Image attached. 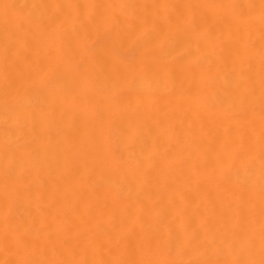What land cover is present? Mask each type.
<instances>
[{
	"label": "bare ground",
	"instance_id": "1",
	"mask_svg": "<svg viewBox=\"0 0 264 264\" xmlns=\"http://www.w3.org/2000/svg\"><path fill=\"white\" fill-rule=\"evenodd\" d=\"M21 60L0 264H264V0H0Z\"/></svg>",
	"mask_w": 264,
	"mask_h": 264
},
{
	"label": "rangeland",
	"instance_id": "2",
	"mask_svg": "<svg viewBox=\"0 0 264 264\" xmlns=\"http://www.w3.org/2000/svg\"><path fill=\"white\" fill-rule=\"evenodd\" d=\"M2 61V60H1ZM0 61V64H2V62ZM21 61H23V60H21ZM4 63H3V66H1L0 65V68L3 70L4 68L7 70H5V72L7 73L8 72V70L10 71H12V73H16V75H17V80L13 77V79H15V83L16 82H18V84H17V86L15 85V86H13V87H11V82H12V80H10L11 82H10V84L8 85L7 84V82H9L8 80H5V76H6V79H7V75H2V74H4V72L2 73L1 71H0V84H2L1 86H0V89L1 88H3V90L1 91L0 90V98H2V99H0V117L2 116V118H0V166H2L3 164H4V156H6V159H8L9 161L12 159L13 160V164H12V162L10 161V163H8L7 164V168L9 169L10 167H12V166H18V162H17V164L15 165V163H16V161H17V159H18V156L16 157V160H15V157L14 158H11V159H9L10 157H11V154L9 155V153H10V149H11V151H17L18 152V149L22 146V145H24V144H27V145H29V143H30V138H31V128L29 127V126H31V124H29L30 122H31V120L29 121V116L30 115H28L30 112H29V109L33 106V104H34V96H35V84H34V79H35V73L34 72H32V70L31 69H29V71H28V73L29 74H32L31 76H32V78L30 79V80H26V78H27V74L25 75V71H24V69H26V68H24L23 67V63L25 62V61H23V62H21V64H20V68L18 67V70L20 69V71H17V66H16V70L14 71V70H12L13 68H11V69H8L9 68V66L10 67H12L13 65H15V63L13 62V64H12V61L9 63V62H5V61H3ZM6 63H9L8 65H6ZM19 63L20 62H18V65H19ZM30 63V62H29ZM11 64H12V66H11ZM17 65V64H16ZM25 65V64H24ZM8 66V67H7ZM30 65H27L26 64V66L25 67H27V68H31V67H29ZM3 67V68H2ZM21 67L22 68H24L23 70H21ZM0 69V70H1ZM26 70H28V69H26ZM4 71V70H3ZM32 73H31V72ZM20 72H22V73H20ZM9 73V72H8ZM7 73V74H8ZM11 73V74H12ZM14 73V74H15ZM26 73H27V71H26ZM14 74H12V75H14ZM10 75V74H9ZM21 75V76H20ZM24 76H26V78H24ZM31 76H28L29 78L31 77ZM10 77H11V75H10ZM9 78V77H8ZM12 78V77H11ZM21 78V79H20ZM24 78V79H23ZM22 79H23V81H22ZM14 81V80H13ZM19 81H21L22 83L19 85ZM28 81V82H27ZM31 81V82H30ZM12 84L14 85V83L12 82ZM4 85V86H3ZM18 85L20 86L19 88H20V90H19V88H18ZM23 86V87H22ZM16 87V88H15ZM9 88V89H8ZM27 88V89H26ZM6 90H7V92H6ZM29 93V94H28ZM32 94H33V96H32ZM6 96V98L4 99V97ZM33 98H32V97ZM31 98V99H30ZM10 105H11V107H10ZM16 107H18L17 109H19V107L20 108H22V109H20V110H16V112L14 111V109H12V108H16ZM26 107V108H25ZM28 107V108H27ZM24 108V109H23ZM10 109H12V110H10ZM27 109V110H26ZM21 110H23V112L24 113H22V112H20ZM8 112V113H7ZM12 112V113H11ZM26 112H27V114H26ZM29 112V113H28ZM15 113V114H14ZM17 113V114H16ZM3 114V115H2ZM11 114V115H10ZM13 114V115H12ZM25 114V115H24ZM5 115V116H4ZM17 115V116H16ZM19 115H21L20 116V118L22 117V115L24 116V117H22L23 119H15V117H18L19 118ZM13 116V117H12ZM8 117H10L9 119H11V120H9V119H7ZM29 117V118H28ZM5 118V119H4ZM24 118H26L25 120H24ZM17 120V121H16ZM28 120V121H27ZM24 121V122H23ZM14 122H16V123H14ZM29 122V123H28ZM24 123H25V125H24ZM16 124V125H15ZM5 128H7L6 130H5ZM11 128V129H10ZM11 131L10 132V134H8V132H9V130ZM2 130H3V132H2ZM22 130H24V131H22ZM12 131H13V133H12ZM19 131V132H18ZM2 133V134H1ZM11 133H12V135H11ZM14 133H15V136H14ZM18 133H20V134H18ZM25 133V134H24ZM2 135V136H1ZM19 135V137H17ZM22 135H24V137L22 136ZM10 136H11V139H10ZM21 139V140H20ZM24 146H26V145H24ZM15 148V149H14ZM28 151V150H27ZM8 152V153H7ZM29 152V151H28ZM3 153V154H2ZM15 154H17L16 152H14ZM2 158V159H1ZM20 162H21V160H20ZM11 164H12V166H11ZM11 169H13L12 170V172L14 171V173H12V176H17L18 177V175L19 174H21L22 172L21 171H19L18 169L19 168H11ZM16 170H18V171H16ZM15 171H16V173H15ZM24 185L26 186V183H24ZM24 186V187H25Z\"/></svg>",
	"mask_w": 264,
	"mask_h": 264
}]
</instances>
